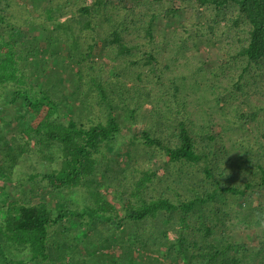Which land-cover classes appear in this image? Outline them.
Returning <instances> with one entry per match:
<instances>
[{"label":"trees","instance_id":"1","mask_svg":"<svg viewBox=\"0 0 264 264\" xmlns=\"http://www.w3.org/2000/svg\"><path fill=\"white\" fill-rule=\"evenodd\" d=\"M177 1L176 7L164 0L41 1L44 27L61 20L45 29L60 55L59 44L67 45L62 67L75 88L65 91L49 73L16 117L26 138L38 136L47 164L16 170L14 178L6 170L14 171L27 149L5 145L0 180L16 179L22 197L1 207L3 264H70L65 255L80 252L83 238L96 253L111 251L109 264H130L136 256L143 264H264L262 235L248 253L228 227L232 211L247 221L264 212V148L252 147L240 128L247 122L264 140L255 123L264 103H219L222 94L246 98L264 90V0ZM183 9L201 10L204 21L181 34L163 30L164 16ZM28 15L21 0H0V96L10 87L22 94L25 68L35 64L24 60L33 54L21 35ZM97 29L113 61L107 76L92 52ZM189 40L214 45L219 64L210 69L191 61ZM196 102L209 111L197 110ZM155 160L169 172L145 180L138 169ZM28 183L56 184L66 197L52 213L44 201H31L36 188ZM257 193V203L248 205Z\"/></svg>","mask_w":264,"mask_h":264},{"label":"rangeland","instance_id":"2","mask_svg":"<svg viewBox=\"0 0 264 264\" xmlns=\"http://www.w3.org/2000/svg\"><path fill=\"white\" fill-rule=\"evenodd\" d=\"M21 1L25 3L29 10L27 25L21 28V35L24 37H28L31 40V48L33 52L32 55L24 57V60L28 62H35L33 66H29L30 69L34 71V75L28 74L27 69L29 67L25 68V80L22 86L23 93L16 97V94L14 93V87H10L7 89L6 94L0 96V131L2 132L1 135L3 136V138L0 136V164L5 157V151L8 150L5 149L6 144H11L12 148L16 150H19L21 148L27 149L20 156V163H18L16 169L14 171H10L11 169L6 170L7 173H12V177L14 178H16V170L28 169V166H31L35 170V167H38L37 165H40L39 167H43L45 164H47V160L44 157L45 151L38 141V136L33 134L30 137L26 138L20 131H18V126L21 121L16 118L18 114H23L27 107L30 105L29 99H32L37 95L39 82L47 74L54 73L56 75V78L59 80V85H61V87L65 91H71L75 88V84H72L69 78L68 71L62 67V63L66 62V58L63 60H61V58H63L64 54L66 53L67 45L65 44V42L59 44L58 50L62 54L60 55L55 50L56 47L53 45V43H55V40H51V38H49L52 34L49 30H52L53 26L57 23H60L61 20L53 17L51 21L47 22L46 27H44L45 23L43 21V14L40 11V7L43 4V2L41 3L42 0ZM110 1L114 4H121L123 2H125V4H129V0ZM164 1L168 2L171 7H176L179 4L177 0ZM203 21L204 16L201 13V10L183 9L177 14L171 13L167 16H164L161 27L163 28V30L164 27H168L170 28V30L175 31L177 34H181L184 29H187L185 28L187 27V25ZM164 22H166V24ZM45 28H48L49 30H46ZM58 31L64 33L63 29H59ZM92 43V52L94 55V59L96 61H100V63H103L104 70L106 71L105 75H110V69L113 66V61L109 58L105 51L106 43L100 29H97ZM189 43L190 47L187 50V54L191 61H193L194 63L202 62L203 64H207L209 65L210 69L219 64L222 53L217 48H215L214 45L208 44V47L204 49L202 47H196V42H190L189 40ZM74 49L76 52H78L80 48L79 46H75ZM0 57H2L1 52ZM220 78L222 85L225 86L228 84L226 79H223L222 77ZM219 103L222 107H227L233 103H240L244 108H247L249 104L251 106L259 105L261 103H264V90L259 89L257 93L249 92L246 98L241 96L230 99L229 95L222 94L221 101ZM148 106H150L149 100L145 102L142 108L143 111L136 120L137 125L142 126L145 122V116ZM195 106L197 110L199 108L200 110L206 109L204 104L202 103L197 104L196 102ZM206 110L209 111L208 109ZM39 113L40 111H36L35 114L38 115ZM35 114H33L34 117L31 121L32 123H37L39 121L38 116L36 118ZM209 118L212 120V122H217V116L215 113H211V116ZM205 120H207V117H204L203 121ZM199 123H201V120H199ZM255 123L258 124L257 129L264 130V110L262 111L261 109H259L255 112ZM240 128L242 133H248L247 135L251 138V141H253L252 147L258 146L257 143H259L264 148V140L262 137H260L261 134H259V132L256 136H254L253 133L255 132V130L254 128H250L247 122H245V124H240ZM231 134L236 135L237 132L232 131ZM120 143L121 145L123 144V142L121 141ZM120 151L118 158L122 159L123 152ZM164 169H166L165 171L169 172V168H166V165L160 164L158 160H155L153 162L145 161V163L138 169V173L142 175L145 180H150L162 174L164 172ZM15 184L16 179L9 181L7 178H4L0 180V223H3V209L9 204H13V202H15L17 198L22 197L19 190H16ZM28 185L29 187L36 188L34 194L29 196L31 197V201L34 203L38 201H44L47 207L50 209V212L52 213L55 212L58 204H60L66 197L65 193H62L61 190H59L60 187L56 184H43L42 186V184L35 185L34 183H28ZM258 195L259 193L254 196L253 202L252 200L249 201L248 205L256 204ZM243 205L244 202L241 203V206ZM1 207L4 208L2 209ZM255 219L256 218L251 221L242 220L240 219V216L233 211L232 213H230V218H228L230 236L236 242H239V244L244 247L245 252L247 251L248 253L257 250V234L262 235V237L264 238V212L258 220L254 221ZM70 223L72 224L71 220L66 221L65 224ZM62 224L63 223H61L60 226ZM57 225H59V223H57ZM173 236L174 235L171 232L170 237L172 238ZM91 245L92 244L89 243L88 240L83 238L81 240V245L77 247L80 252L75 253L72 250L68 251V254L65 255V258L69 261L70 264H84L86 262L88 264H109L106 258L110 259V257H112V252H105L104 255H101V250H98L99 252L96 253V248L93 249ZM81 247L83 248L81 249ZM92 251L93 255L89 257L91 261L87 260V255H85V253ZM3 261L4 258L0 255V263L3 264ZM143 263L144 261L140 259L139 256H136L133 262L130 264Z\"/></svg>","mask_w":264,"mask_h":264}]
</instances>
